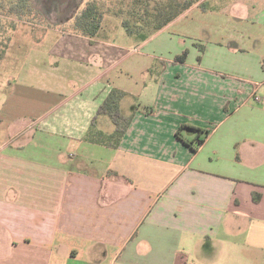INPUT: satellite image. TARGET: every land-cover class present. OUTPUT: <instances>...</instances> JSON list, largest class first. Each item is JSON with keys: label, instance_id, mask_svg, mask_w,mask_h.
Wrapping results in <instances>:
<instances>
[{"label": "crops", "instance_id": "crops-1", "mask_svg": "<svg viewBox=\"0 0 264 264\" xmlns=\"http://www.w3.org/2000/svg\"><path fill=\"white\" fill-rule=\"evenodd\" d=\"M259 1L243 0L260 5L252 15L187 25L201 0L143 41L51 27L17 57L9 48L0 264H264ZM114 88L132 118L118 146L96 140L110 118L92 124Z\"/></svg>", "mask_w": 264, "mask_h": 264}, {"label": "trees", "instance_id": "trees-1", "mask_svg": "<svg viewBox=\"0 0 264 264\" xmlns=\"http://www.w3.org/2000/svg\"><path fill=\"white\" fill-rule=\"evenodd\" d=\"M111 1V4L98 0L88 1L84 9L75 17L72 23V32L91 38L96 37L103 27L105 13L108 12L121 18V24L129 35L143 41L161 31L201 0ZM37 19L41 23L47 22L45 15L34 7L32 0H0V32L3 22H9L11 29H15L17 21L32 22ZM200 47L201 50H204L202 45ZM188 53V49L184 50L175 57V61L184 62ZM4 54L5 49L0 51V61L3 60ZM198 59L201 60V56ZM125 94L124 91L114 88L99 106L92 124H94L97 116L107 115L115 125V130L108 135L98 132L96 134L98 142L113 146H118L121 142L132 119L123 115L120 109V101ZM204 132L208 134L209 130ZM202 143L203 140H200L199 144Z\"/></svg>", "mask_w": 264, "mask_h": 264}, {"label": "rangeland", "instance_id": "rangeland-1", "mask_svg": "<svg viewBox=\"0 0 264 264\" xmlns=\"http://www.w3.org/2000/svg\"><path fill=\"white\" fill-rule=\"evenodd\" d=\"M91 0H34V7L40 10L43 14L46 13L47 22H40L38 19L31 21H17L16 28L11 29L9 22H3L1 25V32H0V51L5 49L4 58L6 57V52L12 47L13 54L11 55L17 57L18 54L16 53L18 47H24L30 45L32 43V35H44L49 28H57L63 31L72 32V23L75 17L84 9L87 2ZM103 1L106 4H111V0H98ZM116 0H113V2ZM223 2V5L220 7V4ZM228 2V4H227ZM263 0L259 1L262 3ZM229 0H206L204 4H201V8L199 9H192L189 12L187 25L191 26L196 23L197 15H217V16H226L227 14L242 15L244 12L247 14H254L257 12L258 7L260 6L258 3L250 2L249 6L243 5V0H232L233 6H228ZM57 8L60 13H57ZM228 9V11H227ZM62 11V12H61ZM205 11V12H204ZM72 19V20H70ZM70 20V21H69ZM210 18H207L200 22L201 26L205 23H210ZM193 31V29H191ZM101 36H107L109 38L114 37L117 38V35L123 39L124 37H128L125 29L121 24V18L113 15L112 13H105V19L103 28L100 31ZM118 38V39H120ZM120 41V40H119ZM34 46V45H32ZM31 46V47H32ZM3 60L0 61V69ZM105 118L109 119L107 115H104ZM111 125L112 122L110 120ZM114 128V126H113ZM90 251L89 249L84 250ZM81 253L82 250L80 251Z\"/></svg>", "mask_w": 264, "mask_h": 264}, {"label": "flooded vegetation", "instance_id": "flooded-vegetation-1", "mask_svg": "<svg viewBox=\"0 0 264 264\" xmlns=\"http://www.w3.org/2000/svg\"><path fill=\"white\" fill-rule=\"evenodd\" d=\"M34 4V3H33Z\"/></svg>", "mask_w": 264, "mask_h": 264}]
</instances>
